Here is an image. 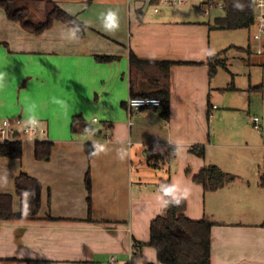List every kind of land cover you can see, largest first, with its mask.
Listing matches in <instances>:
<instances>
[{"label": "crops", "instance_id": "obj_1", "mask_svg": "<svg viewBox=\"0 0 264 264\" xmlns=\"http://www.w3.org/2000/svg\"><path fill=\"white\" fill-rule=\"evenodd\" d=\"M53 3L88 26L84 37L69 39L68 29L72 27L60 21L40 35L31 34L0 7V73H6L0 88V119H27L26 109L35 105L36 118L48 128L47 139L54 142L48 161L35 160L29 165L26 159L19 164L21 160L0 157V174L7 166L0 194L13 193L22 172L42 184V206L36 219L28 218L25 197L21 201L24 220L0 222V264H111L112 257L122 263L163 264L150 237L152 221L165 214L166 196L149 186L164 192L173 185L176 175L185 176L187 169L199 174L210 164L241 175L213 192H206L185 176L176 197L187 192L181 199L186 201L185 215L189 219L203 218L207 213L214 221L211 264H264V174L258 170L261 165L255 155L264 150V143H242L241 136L231 137L230 144L217 143V130L209 114L214 116L216 111L214 120L224 122L229 114L223 112L234 110L232 102L242 94L241 87L234 82L224 89L214 85L215 75H210L208 60L218 54L212 53L208 28L193 18V8L163 7L161 0H19L16 7L36 9L38 22L45 20ZM109 9L118 13L119 28L114 32L104 28L103 14ZM37 12L46 14L42 17ZM132 52L144 61L191 63L171 68L168 120L162 117V109H150L135 115L133 124L129 123L126 104L132 96ZM97 56L117 59L99 62ZM228 66L227 62L230 72ZM231 77L236 81L233 74ZM153 89L149 83H141V93ZM226 91H231L230 99ZM217 94L220 98L215 97ZM258 96L261 129L254 126L257 116L250 121L264 136V80ZM215 98L224 101L225 107L213 104ZM79 115L102 137L86 132L73 134L72 119ZM233 131L237 135L239 130ZM24 142L34 149L35 140ZM87 142L103 148L90 161L84 148ZM195 146L205 148L204 158L192 152ZM232 147L245 153L250 150L255 158L221 151ZM134 153L145 155L147 165L140 162L134 169ZM175 158L183 163L172 175L170 164ZM231 162L241 173L230 169ZM89 169L91 222L87 221L85 184ZM15 203L16 199L14 212L20 213ZM133 240L141 247L132 254Z\"/></svg>", "mask_w": 264, "mask_h": 264}, {"label": "trees", "instance_id": "obj_2", "mask_svg": "<svg viewBox=\"0 0 264 264\" xmlns=\"http://www.w3.org/2000/svg\"><path fill=\"white\" fill-rule=\"evenodd\" d=\"M16 0H0V7L4 9L7 17L18 23L27 32L40 35L50 29L55 21H60L72 28L80 25L79 37L86 35L88 26L78 20L77 17L68 14L56 3H53L47 13L45 20L32 22L29 18V9L22 7L12 8ZM234 5H241L243 10ZM227 16L218 20V25L224 30L249 29L254 24L256 15L254 0H239L228 2L225 9ZM117 58L110 56H97L99 62H113ZM174 64H191L175 61H144L139 59L133 52L130 54V67L132 74V96L131 97H153L161 101L162 117L170 118L171 100V68ZM210 75L214 76L218 68L227 69V62L218 60V56H210L208 60ZM149 83L154 89L151 92L142 94L141 83ZM211 115V114H209ZM73 134L91 133L96 137H102L93 124L87 123L82 116H74L71 124ZM106 136V135H105ZM109 139V138H106ZM94 142L85 143V153L89 161L94 157L96 151ZM54 142L51 140L35 141V158L39 161H48L51 158ZM192 152L199 157H205V148L195 146ZM23 146L20 141H6L0 143V157L21 160ZM156 157V156H155ZM157 158V157H156ZM188 174L190 172L188 171ZM195 183L202 185L206 192H213L222 189L233 183L236 176L224 172L215 164L206 165L197 175L193 176ZM88 191V222L92 221V178L90 169L85 178ZM16 193L19 197H27V216L29 219H36L42 206V184L36 178L22 172L15 180ZM165 214L159 215L151 223L150 244L156 249L159 260L163 264H211V235L212 227L215 225L210 218L199 221L191 220L185 215L187 208L186 201L181 199L177 205L172 196L166 193ZM14 197L10 194H0V222L24 220L22 212L16 213L13 209ZM49 220H52L49 218ZM178 230L184 232L180 234Z\"/></svg>", "mask_w": 264, "mask_h": 264}, {"label": "rangeland", "instance_id": "obj_3", "mask_svg": "<svg viewBox=\"0 0 264 264\" xmlns=\"http://www.w3.org/2000/svg\"><path fill=\"white\" fill-rule=\"evenodd\" d=\"M163 7L166 6H175V9H181V8H187L183 5L179 4H169L166 3L162 0ZM197 5V4H196ZM195 3L189 5V7H192L193 9L191 10L192 16L195 20L197 21H202V23H205V25L208 28V36H209V41H211L212 44V53H217L216 55L218 56V60H222L224 62H228L230 72L228 70H225L223 68H218L217 73L214 76L215 83L214 85L221 86V89H224L227 84L235 83L237 87H241V95L236 97L234 100H237L236 102L233 103V109L230 112H223L224 115L229 114L228 118H226L223 121L219 122L218 120H214L215 118V113L214 116L211 117V120L213 119V124L212 127L214 131H216V135L218 138L217 143H226L230 144L231 137L236 136H241L239 139L240 141L243 140L242 143H248V144H263V131L262 133H258L256 130H254L252 124H251V118L253 116L257 117H262L260 114V110L258 107V101L257 99L260 98L258 94L262 93L263 89V80H264V73L262 71V66L264 65V38L262 42H258L254 40V33H255V26H252L249 29H238V30H224L221 29L220 26L218 25V20H223L227 16V11L223 9H218V8H212L211 9V16H206L202 13V11L196 7ZM36 9H34L35 12ZM185 10V9H184ZM200 10V11H199ZM39 15H45L46 12L39 13ZM44 17V16H42ZM34 19V18H33ZM39 21V20H38ZM259 49L263 51V53H259ZM227 58V59H226ZM231 74H233L236 77V81L232 79ZM233 85V84H232ZM249 91H252L253 93H248ZM227 97L230 99V95L232 96L231 91H226ZM251 96V99L250 97ZM215 97L220 98V96L217 94ZM252 102V103H251ZM212 103L217 105V107H220L221 109L224 108V101L221 99H213ZM235 105V106H234ZM126 109H127V104H126ZM145 110H143L144 112ZM211 114V113H210ZM135 116V115H134ZM133 116V117H134ZM262 119V118H261ZM46 131H48V128L43 126ZM239 130L238 134L236 135L237 131L233 130ZM69 130V129H68ZM263 130V129H262ZM71 131V128H70ZM260 132V131H259ZM57 133L59 135H63L62 131L57 130ZM234 138V139H235ZM36 140H48L46 138H36ZM24 142V141H23ZM235 145V144H233ZM23 146V156L21 159V162H24L25 159L29 165H33V161L37 160L35 158V142H34V149L31 146V143L29 142H24L22 144ZM29 150V154L26 155V152ZM224 154H231L232 156L234 155H244V149L242 148H229L227 150H221ZM249 150L247 153H245V156L250 158L251 160L254 159L255 157L251 156L252 153ZM255 152V151H254ZM262 153L264 154V150L262 151H256L255 155L257 156V160L259 161L260 173L264 174V159L261 161ZM148 158L143 155L142 153L139 154H133V166L134 169L140 165V162L144 163V165H147V160ZM256 160V159H255ZM17 161V160H14ZM39 161V160H38ZM261 161V162H260ZM183 163V160L181 158H175L171 160V172L172 175H174L181 167ZM17 164V165H19ZM168 165V164H167ZM230 169H232L235 172L241 173L239 171L240 169L237 168V165L233 162L230 164ZM7 166H4L1 170L0 174V182L3 181L5 178V169ZM169 168V166H167ZM156 167H154L155 169ZM158 172H165L164 170L161 169H156ZM188 171L190 174H188ZM26 173V172H24ZM234 176H238L241 174H236V173H231L228 172ZM249 173H251V170H249ZM197 175V174H195ZM247 175V174H245ZM186 177H190L193 180V172L190 169H187L185 172ZM183 174H178L174 177L172 180L173 185L177 187V191H179L178 187L183 185L186 181V178ZM251 176V174H250ZM263 177V176H262ZM262 180V178H260ZM158 183V182H157ZM14 192L9 193L16 199V208H18L19 212H21V201L25 200L27 197H19L16 193V185L14 186ZM149 187H152L154 191H156L158 194L165 196L163 191H160L155 185H151ZM26 197V198H25ZM150 198V197H149ZM148 198L147 202L150 201ZM24 208H25V202H24ZM23 208V209H24ZM200 212V210H198ZM205 212V209H204ZM207 213L204 215L203 218H192L195 221L202 220L204 218H208ZM252 222H256V219H246Z\"/></svg>", "mask_w": 264, "mask_h": 264}, {"label": "built area", "instance_id": "obj_4", "mask_svg": "<svg viewBox=\"0 0 264 264\" xmlns=\"http://www.w3.org/2000/svg\"><path fill=\"white\" fill-rule=\"evenodd\" d=\"M162 1V0H161ZM169 4H179L183 6H188L193 3L197 4L199 9L202 11L203 14L209 15L211 13L212 8L218 9H225L228 2L230 1H239V0H163ZM255 6V19L254 24L255 26V33H254V40L258 42H262L264 38V0H254ZM156 12L159 10L156 8ZM261 53V49L258 51ZM161 101L158 98L153 97H130L127 102V112L130 117L129 123L132 125V118L134 115H139L143 112V110H150L154 108H160ZM214 109L216 106L213 107ZM212 117V115H210ZM38 120V119H37ZM27 119L22 117H5L0 119V143L6 141H20L23 142L26 139H33L36 141V138H46L48 136V131L43 128L40 121L35 126L32 127L26 123ZM253 122L255 123V129L260 130V119L259 117H254ZM107 138H110V134L107 135ZM141 247V244L137 241L131 242V250L132 254L137 252L138 249ZM111 264H130V263H122L119 262L115 257H112L110 260Z\"/></svg>", "mask_w": 264, "mask_h": 264}, {"label": "clouds", "instance_id": "obj_5", "mask_svg": "<svg viewBox=\"0 0 264 264\" xmlns=\"http://www.w3.org/2000/svg\"><path fill=\"white\" fill-rule=\"evenodd\" d=\"M236 7H239L240 10H243L241 5H234ZM104 15V28L107 31L114 32L119 28V20H118V13L114 10L109 9ZM81 31L80 25H75L74 28L68 29V38L71 40H78V33ZM5 77L6 73H0V88L4 86L5 83ZM34 108L35 105L31 106L30 108L26 109V112L28 113V118L26 123L28 125H31L32 127H35L39 121L37 120L35 114H34ZM93 147L96 149L92 153V155H97L99 151H102V146L93 145ZM177 187L175 185H172L166 189V193L170 196H172V199L175 201V204H179L181 202V198H184L187 196V192L185 191L183 193V196H180L179 198L176 197Z\"/></svg>", "mask_w": 264, "mask_h": 264}, {"label": "water", "instance_id": "obj_6", "mask_svg": "<svg viewBox=\"0 0 264 264\" xmlns=\"http://www.w3.org/2000/svg\"><path fill=\"white\" fill-rule=\"evenodd\" d=\"M18 3H19V0H16V1L12 4V8H14V9H19V8H22V7L28 8L29 11H30V13H29V18H30V20H31L32 22H36L35 20H36L37 16H36V14L34 13L33 9L30 8L29 6L16 7V5H17ZM33 18H34V19H33ZM142 94H143V93H142ZM178 232H179L180 234L184 235V232H182V231H180V230H178Z\"/></svg>", "mask_w": 264, "mask_h": 264}]
</instances>
